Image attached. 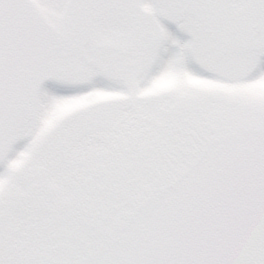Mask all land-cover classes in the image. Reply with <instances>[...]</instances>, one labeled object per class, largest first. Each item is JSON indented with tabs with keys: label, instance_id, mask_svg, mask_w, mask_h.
Wrapping results in <instances>:
<instances>
[{
	"label": "snow or ice",
	"instance_id": "snow-or-ice-1",
	"mask_svg": "<svg viewBox=\"0 0 264 264\" xmlns=\"http://www.w3.org/2000/svg\"><path fill=\"white\" fill-rule=\"evenodd\" d=\"M0 264H264V0H0Z\"/></svg>",
	"mask_w": 264,
	"mask_h": 264
},
{
	"label": "rangeland",
	"instance_id": "rangeland-1",
	"mask_svg": "<svg viewBox=\"0 0 264 264\" xmlns=\"http://www.w3.org/2000/svg\"><path fill=\"white\" fill-rule=\"evenodd\" d=\"M165 23H166V26H168L169 28H174L173 25H170V24H168L167 22H165Z\"/></svg>",
	"mask_w": 264,
	"mask_h": 264
}]
</instances>
